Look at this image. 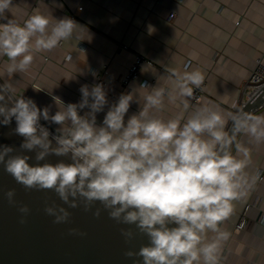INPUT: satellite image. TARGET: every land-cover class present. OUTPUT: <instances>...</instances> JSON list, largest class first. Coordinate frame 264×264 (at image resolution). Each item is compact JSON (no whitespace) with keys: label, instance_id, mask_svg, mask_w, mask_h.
<instances>
[{"label":"clouds","instance_id":"clouds-1","mask_svg":"<svg viewBox=\"0 0 264 264\" xmlns=\"http://www.w3.org/2000/svg\"><path fill=\"white\" fill-rule=\"evenodd\" d=\"M12 6L13 0H0V19L7 20L0 23V56L9 59L11 75L26 72L36 54L52 51L84 28L69 17L54 19L40 12L21 25L6 17ZM172 75L171 86L151 87L141 110L127 121L136 88L109 106L104 84L82 85L78 103L65 104L52 95L57 110L51 114V106L41 109L31 98L15 96L13 83L5 81L0 84V125L8 126L14 119L13 133L23 140L18 148L0 145V165L26 190H53L68 206L46 202L44 211L54 217V224L69 222V208L82 205L88 212L99 203L102 207L93 212L96 218L103 210L118 224L134 225L148 243L138 251H126L127 258L140 257L142 264H222L231 233L221 225L257 178L247 171L250 149L239 144L233 155L231 148L241 132L264 143V115L243 109L225 113L208 104L193 108L189 101L193 89L203 85L204 75L200 70ZM261 96L264 88L252 103ZM166 100L182 107L168 119L159 115ZM106 106L98 125L97 114ZM84 109L88 111L81 115ZM42 119L59 126L55 134L40 123ZM229 121L231 133L225 131ZM30 152H35L34 164L29 163ZM51 155L70 162H47ZM6 197L14 205L15 189ZM18 211L20 223H25L30 209L24 205ZM120 232L125 243L136 235L131 227ZM69 234L87 235L78 229Z\"/></svg>","mask_w":264,"mask_h":264},{"label":"crops","instance_id":"crops-1","mask_svg":"<svg viewBox=\"0 0 264 264\" xmlns=\"http://www.w3.org/2000/svg\"><path fill=\"white\" fill-rule=\"evenodd\" d=\"M79 7L82 12L77 11ZM36 12L54 19L70 18V13H76L75 22L84 27L52 51L36 54L26 72L9 74L10 61L0 56L2 79L12 82L18 87V96L31 98L41 109L51 106V114L57 110L52 95L65 104L78 103L81 86L99 84V76L108 90L109 106L115 103L122 93H127L121 80L135 54L154 66L144 65L132 85L136 100L125 121L141 110L151 87L169 88L174 72L193 70L202 72L207 85L202 101L197 105L189 101L190 105H216L225 113H234L248 101L247 83L257 61L264 66L263 0H13L6 17L22 25ZM171 14L175 17L170 21ZM6 22L0 19V23ZM107 110L108 106L97 114L98 125ZM181 110L179 102L166 100L159 115L168 119ZM252 115H264V105ZM44 122L54 133L59 127ZM231 125L229 121L226 132ZM239 144L250 149L249 175L257 177L262 171L263 181L256 180L247 197L234 202V214L221 225L231 233L224 245L222 264H264V225L260 223L264 214V143L257 144L241 132L231 151L233 155ZM257 199L258 208L249 212L246 229L235 231L246 204H254Z\"/></svg>","mask_w":264,"mask_h":264},{"label":"water","instance_id":"water-1","mask_svg":"<svg viewBox=\"0 0 264 264\" xmlns=\"http://www.w3.org/2000/svg\"><path fill=\"white\" fill-rule=\"evenodd\" d=\"M252 100L241 109L252 114L264 105V96L255 103ZM40 123L52 131L43 120ZM15 127L14 119L8 126L0 125V145L19 147L23 138L13 133ZM231 129L232 125L229 133ZM26 154L32 157L29 163L34 164L35 152ZM60 160L70 162L67 157L51 155L47 158V162L53 164ZM10 189H15L14 205L9 204L6 197ZM53 201L68 207L63 205L53 190H26L0 165V264H142V258H127L124 255L126 251H138L148 243L147 237L140 234L134 225L118 224L103 210L96 218L93 212L97 207H102L99 203L88 212L83 210L82 205L69 208L72 214L69 222L54 224V217L44 211L46 202L50 205ZM24 205L28 206L30 213L24 217L25 223H20L22 214L18 208ZM128 227L136 235L125 243L120 229ZM71 229H78L87 235L69 234Z\"/></svg>","mask_w":264,"mask_h":264},{"label":"built area","instance_id":"built-area-1","mask_svg":"<svg viewBox=\"0 0 264 264\" xmlns=\"http://www.w3.org/2000/svg\"><path fill=\"white\" fill-rule=\"evenodd\" d=\"M44 1L46 3L60 2V0H44ZM181 1H185V0H179V2H181ZM161 2L162 1H160V3ZM82 10L83 9L81 7H79L77 9L78 12H82ZM69 15H70L71 19L76 21V13H74V14L70 13ZM174 17H175V15L171 14L169 16V20L170 21L173 20ZM144 65L154 66L153 63L151 61L147 60L144 56H142L140 54H135L133 63L128 68L126 74L123 76V78L121 80V86H122L124 91H126L127 93L132 91V85L138 81ZM102 74L105 76L107 74V72L104 70ZM98 79H99V84L102 83L101 76H99ZM206 85H207V81L204 80V83L201 86V88H199V89L194 88L193 89V96L190 99V103L192 105H197L202 101V99L204 98V89H205ZM247 87L249 89L248 101H250L252 98L255 97V94L257 93V91L259 89L264 88V66L261 64L260 61H257L256 66H255V68L251 74V77H250L248 83H247ZM246 103H241L240 109ZM256 180L258 183H261L263 181V172L262 171H260L258 173ZM258 201L259 200L257 199L256 203H254V204H250V203L246 204V206L244 207L243 213L241 215V219H240L239 223L235 225V231L241 232V231H244L246 229L247 224L249 222L248 221V214L253 208H258L257 207ZM260 223L262 225H264V214L261 216Z\"/></svg>","mask_w":264,"mask_h":264},{"label":"rangeland","instance_id":"rangeland-1","mask_svg":"<svg viewBox=\"0 0 264 264\" xmlns=\"http://www.w3.org/2000/svg\"><path fill=\"white\" fill-rule=\"evenodd\" d=\"M5 82V80L4 79H2V77H1V75H0V84H3ZM15 87V92L18 90V87H16V86H14ZM18 92V91H17ZM17 92H16V94H15V96H17V97H19L18 95H17ZM241 106V105H240ZM51 133H53V134H55L53 131H51V130H49Z\"/></svg>","mask_w":264,"mask_h":264},{"label":"bare ground","instance_id":"bare-ground-1","mask_svg":"<svg viewBox=\"0 0 264 264\" xmlns=\"http://www.w3.org/2000/svg\"><path fill=\"white\" fill-rule=\"evenodd\" d=\"M42 124V123H41ZM43 125V124H42Z\"/></svg>","mask_w":264,"mask_h":264}]
</instances>
